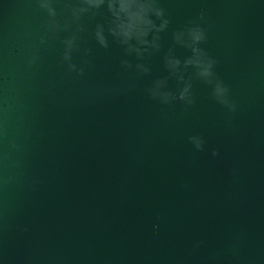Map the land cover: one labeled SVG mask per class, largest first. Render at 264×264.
Listing matches in <instances>:
<instances>
[{
	"label": "water",
	"instance_id": "95a60500",
	"mask_svg": "<svg viewBox=\"0 0 264 264\" xmlns=\"http://www.w3.org/2000/svg\"><path fill=\"white\" fill-rule=\"evenodd\" d=\"M162 3L172 23L150 76L124 71L118 46L99 49L85 34L95 69L75 78L58 42L38 72L24 71L25 34L43 17L29 0H0V129L23 148L11 171L38 181L8 193L11 222L28 231L0 238V264H264V0ZM202 9L211 21L203 47L239 105L230 126L192 70L187 111L144 92L167 75L171 31ZM51 80L63 83L49 92ZM168 86L176 90L174 78ZM194 134L203 152L188 143Z\"/></svg>",
	"mask_w": 264,
	"mask_h": 264
},
{
	"label": "clouds",
	"instance_id": "9594fccd",
	"mask_svg": "<svg viewBox=\"0 0 264 264\" xmlns=\"http://www.w3.org/2000/svg\"><path fill=\"white\" fill-rule=\"evenodd\" d=\"M42 15L43 23L35 33L25 34V47L22 55V67L26 73L35 74L44 63L45 54L55 50L60 44L59 63L67 77L82 78L95 69L93 48L85 46V34L99 49L110 50L113 45L120 48L123 56L120 66L124 71H133L138 76H150L153 69L148 62L151 57L161 53L164 48L162 33L169 31L172 23L169 11L162 0H29ZM100 17L101 19H97ZM211 27L206 10L202 9L185 25L171 31L172 46L162 55L166 76L153 79L144 88L146 96L159 105L173 106L179 102L184 111L196 103L193 91L192 70L196 79L210 88V98L229 114L226 123L231 125V116L238 111V102L231 88L216 72L218 61L203 47L208 43ZM176 47L189 51L183 59L176 54ZM134 58V61L133 59ZM174 78L176 90L169 88V79ZM62 80L48 82V91L54 92L62 85ZM134 87V85L130 86ZM100 92H97L99 95ZM0 140L4 151L0 153V238L13 229L28 231L27 226L11 222L8 193L18 184L26 182L35 188L38 181L26 178L19 172L20 162L16 154L23 148L14 138L0 129ZM195 151L203 152L206 141L202 135L187 137ZM213 157L219 156L213 150ZM235 175V170H233ZM187 187V185H183ZM161 219L157 216V220ZM159 223L153 224V230L159 229ZM204 241H196L194 249H199ZM254 264V261H247Z\"/></svg>",
	"mask_w": 264,
	"mask_h": 264
}]
</instances>
